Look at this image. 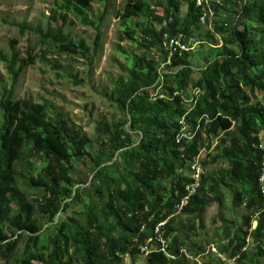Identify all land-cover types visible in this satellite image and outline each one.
<instances>
[{
  "label": "trees",
  "instance_id": "trees-1",
  "mask_svg": "<svg viewBox=\"0 0 264 264\" xmlns=\"http://www.w3.org/2000/svg\"><path fill=\"white\" fill-rule=\"evenodd\" d=\"M93 2L64 0L44 31L25 22L10 26L20 29L21 35L34 32L41 44L49 43L61 54L87 59L85 43L70 39L65 27L71 15L93 28L96 56L110 0H103L96 21L86 16ZM221 3L212 8V29L222 38V47L211 50L214 58L203 60L196 72L191 53L175 55L166 64L161 48L165 34L195 37L202 29L194 0H125L119 27L138 52L125 55V76L114 81L108 97L122 118L98 122L96 147L53 106L15 100L13 89L1 91L0 264H126L125 258L128 264L140 258L145 264H192L184 257L171 260L147 242L155 226L174 213L191 183L186 174L189 162L205 148L202 163L212 170L202 177L188 206L162 229L170 252L178 256L185 248L201 254L192 252L184 235L185 230L193 233V222L183 225L176 219L193 217L203 228L206 209L216 204L221 210L227 201L223 192H228L232 209L243 207L244 212L239 225L231 227L235 222L229 221L222 228L221 238L227 243L218 254L241 264H264V199L258 182L264 106L256 101V94L264 95V0ZM183 5L186 11L181 16ZM132 19L145 23L132 24ZM13 44L9 56L0 51L12 86L33 63L20 59ZM193 90L203 94L188 111L174 93L190 97ZM182 118L190 140L180 136ZM83 157L92 167V179L68 181L66 165ZM48 161L61 173L59 178L43 172ZM247 237L256 249L250 257L243 250ZM144 247L149 250L146 256L140 253ZM202 264L224 262L213 257Z\"/></svg>",
  "mask_w": 264,
  "mask_h": 264
},
{
  "label": "rangeland",
  "instance_id": "rangeland-1",
  "mask_svg": "<svg viewBox=\"0 0 264 264\" xmlns=\"http://www.w3.org/2000/svg\"><path fill=\"white\" fill-rule=\"evenodd\" d=\"M63 1L0 0V51L9 56L10 45L14 43L12 46L19 53L20 59L26 61L32 59L33 61L21 71L14 86H12L11 77L7 74L4 64L0 62V93L3 89H13L15 100H27L34 104L47 103L53 106L80 127L93 143V147H96L94 144L97 137L95 129L98 122L102 120L110 122L122 118L115 105L108 101V97L114 81L118 77L125 76V55L138 51L126 39L119 27L118 17L123 11L125 0H110V9L101 29L102 43L96 56H93L92 52L96 34L94 29L83 26L73 16H68L69 23L65 27V33L73 41L85 43L89 50L87 59L73 54H61L53 45L41 44L40 37L34 32H24L21 35L20 29L10 26L12 22L16 24L25 22L32 29L44 31L50 17H57V13L60 12L57 6ZM102 11L103 0H94L86 16L88 20L96 21ZM185 11L186 6L183 5L181 16H184ZM137 22L145 23L139 19H132V24ZM195 38L197 44L190 52V64L197 72L202 67L203 60L214 58L211 50L222 47V38L213 29L210 31L208 27H202ZM163 65L160 66V71L164 70ZM197 78V74L192 76L193 81ZM152 93L155 94V91ZM256 95V101H261L264 106V95ZM260 145L264 148L263 142H260ZM204 158L205 156L202 162ZM41 166L39 163L38 167L41 168ZM53 166L54 163L48 161L43 165L42 170L50 177L57 179L61 173ZM66 166L69 168L66 175L68 181L82 183L92 179V167L85 157L70 161ZM202 166L204 175L212 170L211 167H205L203 163ZM219 167L223 165H218L217 168ZM223 194L227 200L224 207L221 210L216 204L208 207L203 216V228L199 227L197 219L189 216L188 218L187 216L178 217L176 222L183 225L188 224L189 221L193 222L195 229L193 233L185 230L184 235L190 239L188 247L192 252L203 253L202 262H208L211 258L217 257L224 264H241L236 260H227L225 256L218 254V249L227 243L221 238L222 228L229 226V221L235 222L231 227L239 225L240 217L244 212L243 207L232 209L231 195L228 192H223ZM255 224L253 223L252 227L256 226ZM247 242L245 251L247 257H250L255 254L256 249L251 239ZM124 262L129 263L127 258ZM261 263L263 264L262 261ZM136 264H145V259L140 258Z\"/></svg>",
  "mask_w": 264,
  "mask_h": 264
},
{
  "label": "built area",
  "instance_id": "built-area-1",
  "mask_svg": "<svg viewBox=\"0 0 264 264\" xmlns=\"http://www.w3.org/2000/svg\"><path fill=\"white\" fill-rule=\"evenodd\" d=\"M194 4H195V7L199 11V17H198L199 26L208 27V29L211 31L212 23H213V20L215 19V15H214L212 8L214 5L221 6L222 5L221 0H194ZM166 24L167 22H163V26H166ZM196 44H197L196 38L193 36H188L183 33H179L171 37L165 34L163 37L162 43H161V48L163 52L167 55L166 64H169L170 59L175 55L181 56L184 53L192 52ZM202 94L203 92L200 90H193L190 92V97H185L180 92L174 93V96H179L181 98V105H184L185 108L188 109L189 111L191 110L192 106L196 104L197 100ZM162 98L163 96L159 97V99H162ZM178 124L181 127L180 136L184 139L190 140L192 135L189 132L186 133L188 129L184 123V119L183 118L180 119ZM258 139L260 142L264 143V132L259 134ZM215 145H216V142L213 141L212 144L210 145L209 151L213 150ZM259 148L260 150L263 151V157H262L261 166H260L261 174L258 179V182L260 184L261 196L264 199V148L261 145L259 146ZM205 149L201 150L199 154L196 157H193L191 161L189 162L187 176L189 180L191 181V183L185 186L184 195L180 198L178 203H176L174 206V213L168 219L158 223L155 226L154 236L153 238L149 239L147 242L149 245L153 244V248L155 251H159L160 253L164 254L167 258L171 260H175L177 257H184L185 259L189 260L192 264H202L201 258L203 257L202 255L203 253L201 255L195 256L189 253L187 249L181 248L178 251V256H175L174 254H172L169 249V240L164 237L165 235L162 229L165 227V225L167 224L170 218H174L181 214L183 209L188 206L189 200L195 195L196 191L200 187L201 179L204 175L202 159L207 153ZM253 223H256V222H253ZM254 228L255 226L252 227L251 230ZM248 239L250 238L247 237L245 240L246 246L243 249L244 251L248 245V242H247ZM140 253L146 256L148 255L149 250L146 247H144L140 249Z\"/></svg>",
  "mask_w": 264,
  "mask_h": 264
},
{
  "label": "water",
  "instance_id": "water-1",
  "mask_svg": "<svg viewBox=\"0 0 264 264\" xmlns=\"http://www.w3.org/2000/svg\"><path fill=\"white\" fill-rule=\"evenodd\" d=\"M128 120H129V117H128ZM128 125H129V123H128ZM76 188H77V186H76L74 189H76ZM57 217H58V216H57ZM57 217H56V221H57V219H58Z\"/></svg>",
  "mask_w": 264,
  "mask_h": 264
}]
</instances>
